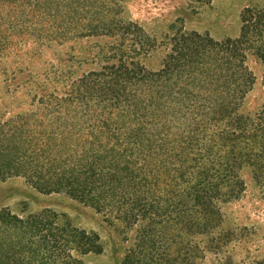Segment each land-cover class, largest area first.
<instances>
[{"label": "trees", "instance_id": "obj_1", "mask_svg": "<svg viewBox=\"0 0 264 264\" xmlns=\"http://www.w3.org/2000/svg\"><path fill=\"white\" fill-rule=\"evenodd\" d=\"M190 1L208 5L214 0ZM73 8L68 0H0V76L10 71L9 81L21 85L26 73V86L34 92L28 112L0 123V179L22 177L41 193H63L99 211L130 205L131 211L139 208L136 217L149 200L140 194L142 187L148 194L157 181L172 189L177 220L184 215L190 230L211 228L217 203L243 191L237 178L241 164L264 157V116L255 127L245 125L248 117H236L249 77L229 76L233 61L222 57L224 65L215 56L204 57V50L182 63L189 43L197 41L186 34L179 44H170L159 66L146 63L147 56L159 53L154 44H131L128 51L125 44H107L91 54V70L78 74L74 65H86L78 59L89 52L82 54L71 43L88 17ZM260 28L264 11L243 18L241 37ZM198 43V48L215 46ZM18 44L35 47L28 53ZM54 46L67 49L58 52ZM138 46L148 50L146 57ZM235 46L223 49L240 53ZM40 47H53L55 58L42 63ZM17 53L21 62L7 67L4 60ZM254 53L264 62V41ZM189 64L197 72L187 81ZM199 103L203 108L193 112ZM233 117L235 123L222 124ZM54 231L55 224L38 217L0 213V264H11L17 251V264H44L48 253L54 264H83L72 259L73 247L82 256L103 251L93 233H60L64 236L56 242ZM34 252L36 259L28 260Z\"/></svg>", "mask_w": 264, "mask_h": 264}, {"label": "rangeland", "instance_id": "obj_2", "mask_svg": "<svg viewBox=\"0 0 264 264\" xmlns=\"http://www.w3.org/2000/svg\"><path fill=\"white\" fill-rule=\"evenodd\" d=\"M68 2L72 3V10L76 14L88 17L87 22L78 27L82 29L79 30V38L71 43L81 47L82 54H85L84 50L89 52L88 56H79L78 59L88 61L83 62L86 65H74L78 74L91 70V54L107 44H125L127 51L131 44H154L159 48V53L150 54V59L147 56L146 63L159 66L170 52V44H179L180 36L186 34L197 41L189 43L190 54L182 63L196 59L200 50H204V57L209 54L219 60L222 57L232 60L230 67L234 71L229 76L237 79L248 76L250 81L241 107L237 110L239 116L236 117H248L250 120L246 126L260 124L259 118L264 116V62L255 55L254 50L264 41V30L260 28V32L251 33L246 39L241 36L243 18L249 20L264 11V0H214L208 5L190 0ZM119 21L126 25L119 27L116 24ZM174 38L177 39L176 43ZM198 41L215 46L198 48ZM235 43L240 53L235 49V53L223 49L224 45L231 47ZM34 47L33 44H18L19 51L24 49L28 53H32ZM52 48H39L42 50V63L55 58ZM54 48L55 51L64 52L67 46ZM138 48L146 57L148 50ZM8 57H11L10 62L7 59L4 62L7 67L13 62L12 69L21 62L18 53L16 57ZM93 61L96 63V60ZM239 61L243 64L242 71ZM221 63L226 65L222 59ZM182 65H178L175 78L182 72ZM188 66L185 73L187 81L192 80L197 72L194 65ZM146 67L153 69L157 66ZM24 76L21 85L9 81L13 80L10 71L7 76H0V123L31 109L34 92L28 89L29 85L26 86L28 75L25 73ZM201 106V103L196 104L193 112H200L198 109H202ZM235 120L234 117L230 120L225 118L222 124L235 123ZM241 166L237 178L244 186L243 191L236 199H223L217 203L215 224L207 230H190L191 226H187L184 215L177 220L172 189L168 184H157V181L152 182L148 194V189L142 187L140 194L149 200L146 213H138L136 217L139 208L131 211L130 205H125L99 211L93 204L80 202L63 193H41L22 177L14 176L0 179V213L19 218L35 216L52 222L58 229L51 236L56 242L60 237L76 231L97 235L103 250L100 255L82 256L74 247L70 251L72 259L80 260L83 264H264V157L257 161L252 158ZM18 254V251L13 254L11 264H17ZM44 255V264L57 263L51 260L54 258L51 253ZM58 255L60 257L57 258H62L61 253ZM26 257L35 260L36 253H28Z\"/></svg>", "mask_w": 264, "mask_h": 264}]
</instances>
